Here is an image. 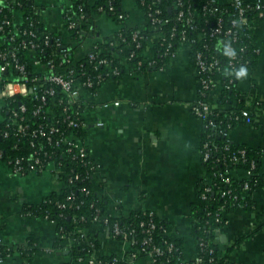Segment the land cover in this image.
<instances>
[{
	"label": "trees",
	"instance_id": "trees-1",
	"mask_svg": "<svg viewBox=\"0 0 264 264\" xmlns=\"http://www.w3.org/2000/svg\"><path fill=\"white\" fill-rule=\"evenodd\" d=\"M110 2L115 6L114 11L109 10ZM184 3L185 7H191L196 14L195 24L202 31H204L203 28L208 29L209 26L216 24L218 17L222 18L226 27L232 18H237V24L231 34L220 33L214 37L206 34L205 39L198 40L200 30L189 28L186 30L189 38L196 39L193 43L194 52L190 54V61L193 66L196 63L195 51L197 50L204 52L205 59H214L218 62L219 67L227 70L232 67L230 62L233 55L237 56L234 59V72L228 75L224 74L222 77L224 88L219 101L222 107L211 111L209 116L203 120L200 142L201 159L203 161L206 151L210 152L209 159L203 163L211 175V183H207L205 179L198 182L197 196L201 197L205 193V197L199 198L197 202L191 205L190 216L192 218V237L197 251L196 258L187 259L185 257L186 239L170 237L161 228V226L167 227V222L160 219L154 210L139 209L132 210L128 215H112L108 211L107 198L99 197L94 190L93 174L98 164L92 157L83 158L79 153L77 155L75 151L67 152L61 156L57 146H51L45 137L33 135V130L40 126L44 128L57 126L60 127L61 132L68 133L69 120L66 117L67 114L74 115L76 111L81 114L86 108L81 97L77 99L78 102L69 103L63 100L62 96L59 95L58 87L55 86V99L48 100L38 112L40 100L37 98L15 96L7 100L11 107H18L20 102L26 105L27 110L21 112L19 118H24L22 122L28 125V128L27 132L18 133L16 126L7 117V121L1 124L0 160L6 162L11 159V167L16 170V166H21L25 173L33 170L34 158L37 156L45 163H49L58 157L59 161L66 167V172L59 175L65 184L59 192H52L38 204H24L22 207L23 215L45 217L56 223L53 249L60 252L68 251L69 259L63 264H89L86 262V258L101 248L100 233L97 232L93 235L91 228L93 221L103 215L106 217L103 220V226L115 239L121 237V234H115L114 227L117 225L122 231L134 229L138 245L149 237L151 239L149 249L156 246L162 250L161 254L155 256V261L148 264H233L229 259L228 251L221 255L217 233L228 223V214L232 210L240 205L246 208L254 206L253 193L260 188L264 190V174L259 173L264 158L262 148L259 146L252 147L246 143H235L228 138L232 129L245 125L243 110L247 106V95L239 89V83L245 74L241 76L238 75V72L242 67L247 70L246 73L255 70L259 62L260 51L253 44L246 24L240 21L238 11L232 3H219L216 0H184ZM172 4L173 0H161L159 4L164 8V14L170 19V23L164 26L165 30L163 31L169 37L170 32H172L171 28H176L175 35L170 40L172 43L170 49H168L169 43H165L155 46V53L151 58L138 56L137 53L146 48L145 36L150 30L139 31L138 28H128L118 32L117 36L121 37L119 44H116L111 37L97 41L95 43L97 45L95 58L91 59L89 55H86L76 62V71L80 80L84 82L91 78L94 82V85L90 87V92L95 93L101 84L110 78L108 74L110 67H118L119 69V74L115 75V79L122 77L126 71V63L123 62L124 57L128 58L127 63L136 65L141 71L161 69L171 60L170 53L177 52L179 49L181 31L184 28L180 22L176 21V12H169L167 6ZM205 5H207V9L204 10ZM215 6L218 11L213 12ZM80 7H83L85 12V22L89 21L93 12L101 13L100 7H104L107 14L114 17L119 24H123L128 17V14L121 8L120 0H95L93 3L90 0H72L66 18L68 15L74 16L76 18L75 25L70 28L69 23L71 21L67 19L66 28L71 37L76 40V44H82L85 37L90 34L86 32L89 30L88 26L82 24L78 18L81 12ZM120 13L125 14L123 21L118 18ZM246 16L249 19H254L257 14L249 11ZM19 18L20 21H18ZM5 20L11 23L4 25V30L0 28L2 40L0 54L5 53L7 61H12L11 53L15 52L20 62L26 64L27 76H38V73L34 72L32 64V59L35 56L44 64L51 60L54 55H57L56 62H63V66L75 61V46L64 43L59 34L45 28L37 11L36 0L0 1V26ZM92 32L91 35H95V31ZM134 34L139 36L136 40ZM45 35H48L49 38L46 39ZM137 41L141 43L140 47H137ZM31 42L36 44L35 51L23 48L24 43L31 45ZM218 43L221 45L219 46ZM230 47L232 53L229 52ZM64 48L67 49V58L61 56ZM132 52H135V55L131 57ZM101 59H107L109 65L101 64ZM4 61L0 57V63H4ZM9 67H13V64ZM12 74L20 75L14 68ZM205 93L206 95L198 93L199 100H205L209 90H205ZM62 100L63 102H61ZM234 104L236 106H230ZM253 106L251 116L255 114L257 109H264V101L259 100ZM192 113L194 114L193 111ZM7 123L10 125L6 126ZM5 131L8 132L7 135L4 133ZM74 131L81 138H85L87 135L86 128L82 126L74 128ZM56 137L53 135V139ZM206 144H208L207 148H205ZM240 149H245L246 155L243 159L241 158L239 166L250 168L254 162L256 167L251 178L247 180L249 186L247 194H243L244 180L235 179L232 183L226 184L221 177L224 169L234 166L233 157L240 155ZM17 159H19V163H16ZM42 171L37 168V173H42ZM208 188L209 190H207ZM228 189L231 190V193L226 192ZM82 191L84 192L81 193ZM117 208L122 210L121 205H118ZM149 220L156 223L157 227L147 233L146 228L141 227V223L144 222L147 225ZM40 249L38 238L28 237L27 244L20 248L25 264H29ZM7 253L10 254V250L6 251ZM95 264L137 263L134 261L131 263L124 262L115 254H102L96 259Z\"/></svg>",
	"mask_w": 264,
	"mask_h": 264
},
{
	"label": "crops",
	"instance_id": "crops-1",
	"mask_svg": "<svg viewBox=\"0 0 264 264\" xmlns=\"http://www.w3.org/2000/svg\"><path fill=\"white\" fill-rule=\"evenodd\" d=\"M120 1L122 10L128 14L123 25L143 27L145 13L137 0ZM71 2L36 0V5L45 28L59 34L64 43L75 46V61H79L97 40L112 38L120 24L107 13L93 12L84 23L89 28L84 31L90 34L82 44H76L66 28ZM92 31L95 35H91ZM250 35L260 51L259 62L255 70L243 76L239 89L264 100V19L251 23ZM197 95L196 70L190 61L188 45H181L161 69L135 72L126 69L120 79L108 78L95 93L82 95L86 105V143L99 169L93 181L96 194L107 198L108 211L114 216L128 215L132 210H154L167 222L170 237L186 239L187 259L197 256L190 211L191 205L198 201L197 184L206 175L200 151L203 122L191 111ZM115 101L120 104L103 107ZM6 117L8 110L0 103V123ZM229 139L252 147L264 141L259 130L246 125L232 129ZM245 176L244 171L234 173L236 179ZM62 188L63 181L51 168L42 173L23 174L0 160V236L4 241L0 246V264H25L20 248L30 236L38 238L41 249L29 264H63L69 259L65 252L53 249L54 221L22 214L24 204H38ZM252 198L255 205L232 210L228 223L217 233L221 253L228 251L233 264H264V190L255 191ZM100 242L102 254L120 255L128 248L126 242L112 238L107 231H100ZM8 250L10 254H6ZM148 263L145 257L137 261Z\"/></svg>",
	"mask_w": 264,
	"mask_h": 264
},
{
	"label": "built area",
	"instance_id": "built-area-1",
	"mask_svg": "<svg viewBox=\"0 0 264 264\" xmlns=\"http://www.w3.org/2000/svg\"><path fill=\"white\" fill-rule=\"evenodd\" d=\"M2 1V0H0ZM139 6L144 10L145 18H146V24L138 28L139 31L144 30H150V32L145 36V39L147 40L146 48L137 53L138 56H143L146 58H151L155 51L154 48L156 45H164L165 43H169L168 49L172 46L171 38L175 35V27H172L170 32V36L168 37L166 33L163 31L165 30L164 26L170 23V19L168 16L164 14V8L160 6L161 0H137ZM230 3H232L235 6V9L238 11V15L240 18V21L246 24L249 32H250V25L253 21L264 19V1L258 0V1H249V0H231ZM169 12H176V21L180 22L184 28L181 31V38H180V46L181 45H188L190 48V54L194 52L193 43L196 39H191L187 36L186 30L189 28L191 30H200L199 27L195 24V16L196 14L194 11H192L191 7H185L184 0H173L172 5L167 6ZM207 9V5H205L204 10ZM102 13H107L106 9L104 7H100L99 9ZM109 10L114 11L115 6L112 2L109 4ZM80 14L78 16L80 22L82 24L85 23V12L83 11V7H80ZM218 11V8L213 9V12ZM249 11H253L257 14V17L254 19H249L246 14ZM119 20L123 21L125 19V14L120 13L118 15ZM70 20L69 27H74L76 18L74 16L68 15L66 20ZM10 21H3L0 28L4 30V25H9ZM237 24V18H232L229 21V25L226 27L224 26L223 20L221 17H218L216 24H213L212 26H209L208 29L203 28L200 30V34L198 36V40H202L206 38V34H208L210 37H214L220 33H226L231 34L233 33L234 27ZM126 28L122 23L120 24V28L116 32L112 38L115 41L116 44H119V39L121 38L118 35V32ZM139 36L137 34H134L135 40ZM45 38L48 39L49 36L45 35ZM101 40V39H100ZM97 40V41H100ZM96 41V42H97ZM95 42V43H96ZM137 47L141 46V43L137 41ZM93 44L90 51L86 54L89 55L91 59L95 58V50L97 49V45ZM219 46L221 45L218 43ZM23 44V48H27L28 50H34L36 44L31 42V45ZM179 46V47H180ZM257 48V47H256ZM258 49V48H257ZM259 50V49H258ZM196 52V63H195V70H196V76H197V82H198V93H202L203 95H206L205 90H209V93L207 94V98L205 100H199V96L197 95V98L195 101L191 104V111L194 112V115L198 118H200L203 122L205 118L209 116V113L216 108L222 107L219 103L222 91L224 88V85L222 84V77L223 75L232 74L234 72V62L236 55H233V59L231 60L230 64H232V67L230 70L222 69L219 67L218 62L214 59L208 60L204 58V52L201 50H197ZM229 52L232 53V48H229ZM177 52H171L170 57H174ZM13 56L12 61L6 59L5 53H1L0 57L2 60H5L4 63H0V103L2 104V107L4 109L8 110V117L11 120V123L16 126L18 133H25L27 132L28 125L24 124L22 121L24 120L23 117H20L21 112H25L27 110L26 105L22 102L19 103L18 107H11L8 103V99L15 96H22V97H33L40 100L39 109L37 112L41 109V107L48 102V100H54L55 99V86L59 89V95L62 96L63 100L74 103L79 99L82 98V95L84 92H90V87L94 85V82L91 78L86 79L84 82L80 80L78 77L77 70V61L69 62L68 65L63 66V62L57 63L56 57L57 55H54L51 60H48L44 63H41L38 57H34L32 59V64L34 67V72L38 73V76L29 77L27 76V68L26 64L20 62V60L16 57V53H11ZM167 54L168 51H167ZM40 55V53H39ZM135 55V52L131 53V57ZM62 58H67V49L64 48L62 50L61 54ZM128 58L124 57L123 62L126 64V69L130 70L131 72L135 71H141L138 69L136 65H130L127 63ZM101 64L109 65V62L107 59H101ZM13 64V67H9ZM141 64V63H140ZM13 68L20 73L19 76H16L13 73ZM108 74L110 78H114L115 75L119 74L118 67H110ZM97 77L101 78L99 75ZM99 81H101L99 79ZM247 95V94H246ZM63 100L61 102H63ZM83 100V98H82ZM262 100L259 99L254 93H251L247 95V106L243 110V119L245 121L246 126H250L254 129L259 130L262 133L263 140H264V109H257L255 111V114L251 116V112L253 111V105L257 101ZM264 101V100H263ZM78 102V101H77ZM84 103V101H83ZM120 104V101H115L113 103H105L103 104V107H110L112 105L118 106ZM230 106H236L230 105ZM85 111V110H84ZM84 111L80 114L78 111L74 115L67 114V119L69 120L68 127L69 131L68 133L61 132L60 127L53 126L51 128H44L40 126L39 128H36L33 130V135L37 136L40 135L42 137H45L48 142L51 144V146L55 147L57 146V150L60 152L61 156L71 153V152H77V155H79L83 158L86 157H92L90 155V151L88 148V145L86 143V137L81 138L77 135V133L74 131V128L78 126H82L86 128V120L84 119ZM66 113V112H65ZM7 121V117L0 123V133L2 131L1 124L3 122ZM99 125L101 123H98ZM213 124V122H212ZM10 124L7 123L6 126H9ZM243 126V125H242ZM6 135L8 134L7 131L4 132ZM53 135L57 136L55 139H53ZM229 138V134H228ZM230 140V139H229ZM208 147V144H206L205 148ZM259 147L262 148V151L264 152V141L262 144L259 145ZM43 149V148H42ZM240 155H235L233 157L234 166L227 167L224 169V171L221 173V177H223L224 182L226 184L232 183L236 178L234 177V173L237 171H244L246 173V176L243 179H237V180H244V188H243V194H246L248 192L249 186L247 183V180H249L252 176V173L254 171L255 163L252 162L250 168H243L240 165L241 158L243 159L246 155L245 149L239 150ZM210 157V152L206 151L205 155L203 156V161L208 160ZM35 164L33 167L34 172H37V168H40L43 170L42 172L48 170L51 168L54 172H56L58 175L64 174L66 172V167L59 161L58 157H55L52 159L49 163H45L39 158L38 156L34 158ZM19 159L16 160V163H19ZM8 165H12V160L6 161ZM15 171L19 173L26 174L22 171L21 166H16ZM98 166L96 167V170L93 174V181L95 174L98 172ZM260 174H264V158L263 162L261 163V168L259 171ZM76 178H78V175H76ZM205 181L207 183H211V175L206 169V175L204 177ZM63 182V186H64ZM262 189V188H260ZM209 190V188L207 189ZM259 190V189H257ZM256 190V191H257ZM82 191L81 193H83ZM226 192L231 193V190L228 189ZM201 197H205V193L202 194ZM201 197H198L201 198ZM237 197V195H235ZM243 207L240 205L238 208ZM149 211V210H144ZM153 211V210H150ZM122 213H119L117 216L121 215ZM124 215V214H122ZM152 215V213H151ZM106 217L99 216L93 221V227L91 228V232L93 235L95 233L102 230L107 231L106 228L103 226V220H105ZM150 221V220H149ZM148 221V222H149ZM141 227L146 228V232L150 233L151 230L155 229L157 227L156 223L150 221L147 225H145L144 222L141 223ZM163 230L168 234V227L161 226ZM101 229V230H100ZM115 234L120 235L121 237L116 239L127 243V251L124 254H115L119 258H121L124 262L131 263L132 261L136 262L141 257H145L149 260V262L155 261V256L157 254H161L162 250L159 247L153 246L151 249H149V246L151 245V239L148 237L144 239L140 245H138V241L135 238V230L132 229L130 231H122L117 225L114 227ZM108 232V231H107ZM109 234V232H108ZM110 235V234H109ZM111 236V235H110ZM112 237V236H111ZM114 238V237H112ZM115 239V238H114ZM4 243L3 238L0 236V246ZM102 255L101 250H97L93 255L88 256L86 258V262L89 264H95L96 259L99 258ZM222 255V253H221ZM197 257V256H196ZM213 264V263H208Z\"/></svg>",
	"mask_w": 264,
	"mask_h": 264
},
{
	"label": "clouds",
	"instance_id": "clouds-1",
	"mask_svg": "<svg viewBox=\"0 0 264 264\" xmlns=\"http://www.w3.org/2000/svg\"><path fill=\"white\" fill-rule=\"evenodd\" d=\"M246 71H247V70H246L245 68L242 67V68L239 70L238 75H241V76H242V75L246 74Z\"/></svg>",
	"mask_w": 264,
	"mask_h": 264
},
{
	"label": "water",
	"instance_id": "water-1",
	"mask_svg": "<svg viewBox=\"0 0 264 264\" xmlns=\"http://www.w3.org/2000/svg\"><path fill=\"white\" fill-rule=\"evenodd\" d=\"M224 238V236H222ZM65 254H68V251H65Z\"/></svg>",
	"mask_w": 264,
	"mask_h": 264
}]
</instances>
